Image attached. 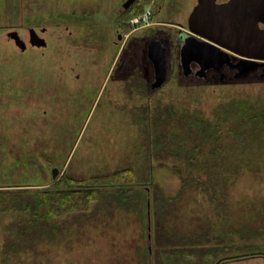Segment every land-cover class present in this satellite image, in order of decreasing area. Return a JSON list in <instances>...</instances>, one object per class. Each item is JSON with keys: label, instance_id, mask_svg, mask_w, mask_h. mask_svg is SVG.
<instances>
[{"label": "rangeland", "instance_id": "rangeland-1", "mask_svg": "<svg viewBox=\"0 0 264 264\" xmlns=\"http://www.w3.org/2000/svg\"><path fill=\"white\" fill-rule=\"evenodd\" d=\"M9 1L0 0V264H209L222 257L221 264H264V155L234 150L213 159L210 144L199 165L187 159L202 139L190 117L225 133L234 121H224V110L238 120L239 103L264 109V59L241 74L236 57L231 68L199 76L193 64L184 74L176 46L190 31L168 19L185 24L195 0L160 1L168 9L157 21L167 24L132 30L117 45L109 31L113 11L103 12L114 0H70L75 16L35 12L22 20ZM28 26L46 48L27 44L23 52L7 35L16 29L27 36ZM144 36L165 46L166 78L157 88L151 39ZM125 168L143 191L135 208L107 201L96 209V201L88 211L64 215L51 236L22 235L14 224L18 215L29 216L11 205L32 199L53 179Z\"/></svg>", "mask_w": 264, "mask_h": 264}, {"label": "trees", "instance_id": "trees-1", "mask_svg": "<svg viewBox=\"0 0 264 264\" xmlns=\"http://www.w3.org/2000/svg\"><path fill=\"white\" fill-rule=\"evenodd\" d=\"M152 1L134 0L130 7L125 8L118 16L117 29L121 33L131 31V25L127 20L141 13L149 4L151 5ZM156 5L157 2L154 3V6ZM72 16L75 15H63L62 18ZM239 106L241 110L238 120L235 116L229 114L231 113L230 110H224V116L226 115L224 121H234L227 124L225 133L218 124L212 125L207 120L190 117V123L197 125L202 131L201 142L187 152V159L191 164L199 165L196 158L203 157L205 155L204 147L210 144L213 145L209 146L207 157L213 159L221 153L228 154L230 152L229 154H232L234 150H238L241 154H247L251 150L258 151L259 154L264 155V109L256 110L252 105H247L244 102L239 103ZM227 138H231L234 144L237 142L238 146L225 145L228 142L225 141ZM206 160L207 170L214 172L215 167H211V163ZM46 163L49 167L53 165L49 161H46ZM138 184L136 173L131 168L121 169L106 176L81 179H73L62 175L53 179L52 183L46 188L34 194L32 199L23 200L22 205H11L12 209L28 213L29 216L24 218L22 214L18 215V219L14 224L21 230L20 234L22 235L26 231L30 235L45 232V234L51 236L59 229V220L64 215L88 211L96 201H98L95 205L96 209L107 201L114 203L118 208H135L143 193V191L137 189ZM189 184V179H182V188L188 187ZM2 209L9 210L8 206H4ZM9 244L10 249L15 246V242H9ZM7 248L3 251L5 260L11 253L9 247Z\"/></svg>", "mask_w": 264, "mask_h": 264}, {"label": "water", "instance_id": "water-1", "mask_svg": "<svg viewBox=\"0 0 264 264\" xmlns=\"http://www.w3.org/2000/svg\"><path fill=\"white\" fill-rule=\"evenodd\" d=\"M134 0H126L123 8H127ZM187 21L191 35L184 39L179 49L180 64L189 73L192 60L200 66L199 75L206 69H220L224 63H229L228 49L233 53L243 55L237 63L239 74L257 65L255 59L264 55V0H197ZM31 34L35 29H30ZM36 45H44L45 40L38 37ZM147 46L148 57L151 58L154 71L152 87H159L166 78L165 47L160 40L152 39ZM253 59V60H252ZM55 178L58 168L51 170ZM149 228V226H148ZM150 237V234H148Z\"/></svg>", "mask_w": 264, "mask_h": 264}, {"label": "flooded vegetation", "instance_id": "flooded-vegetation-1", "mask_svg": "<svg viewBox=\"0 0 264 264\" xmlns=\"http://www.w3.org/2000/svg\"><path fill=\"white\" fill-rule=\"evenodd\" d=\"M98 1V0H97ZM126 0H114V3L111 5L112 7H110L109 9H107V10H104L103 12H111V11H113V14H114V16H115V18L113 19V22L111 23V26H109L110 27V29H109V31H111V33H113V36H114V39H113V42L115 43L114 45H117V43L119 42V41H123V39H124V37L126 36V35H128L127 33H129V32H126V33H121L118 29H117V20H118V16L120 15V13L123 11V10H125V8H123V3L125 2ZM160 1H162V0H153L152 1V3L154 4L155 2H157V5H156V8L154 9V16L156 17L157 15H159V14H161L163 11H164V13L167 11V9H168V7L166 8V6H163V8L161 7V5L160 4H158ZM217 2H219V3H221V2H226V1H228V0H216ZM134 2V1H133ZM132 2V3H133ZM163 2L165 3L166 2V0H163ZM131 3V4H132ZM197 3V0H195V3H194V5L192 6V9H193V7L195 6V4ZM130 4V5H131ZM130 5L127 7V8H129L130 7ZM160 5V6H159ZM126 8V9H127ZM113 9V10H112ZM191 9V10H192ZM191 10H190V12H191ZM174 11L175 10H170L168 13L171 15H174L175 16V14H176V12L174 13ZM190 12H189V14H190ZM189 14H188V16H189ZM177 15V14H176ZM188 16H187V18H188ZM173 17V16H172ZM189 19V18H188ZM188 19L186 20V23L185 24H183L182 22H180V21H177L176 19H168V20H171L170 21V24L172 23L173 24V26H175V27H177L179 30H181V31H183V30H185V29H183L182 27L183 26H187V21H188ZM162 22V21H161ZM160 22V23H161ZM163 24L165 23V22H162ZM176 23V24H175ZM165 24H167V23H165ZM66 27H68L67 25H66ZM260 27L261 28H264V24L263 23H260ZM15 28V27H14ZM28 30H27V36L26 35H24V37L19 33V31L18 30H16V29H13V30H10V31H8L7 32V35L10 37V38H12L13 40H14V43L19 47V49L21 50V51H23L24 52V50H26L27 49V44H29L32 48H36V49H39V48H42V47H44V48H46L47 47V42H46V40H45V38L43 37V36H41L36 30H35V32H36V34H34V33H32L31 34V32H30V29L31 28H33L32 26H28V27H26ZM34 29V28H33ZM40 31L42 32V33H44V32H46L47 31V29H46V27L45 26H42L41 28H40ZM186 31H189L188 30V28L186 29ZM91 33V32H96L95 30H93L92 28H89V30L87 31V33ZM189 35H191V33L189 32L188 34H186L185 35V37H184V39L187 37V36H189ZM38 37H41V38H43L44 40H45V44L44 45H36L35 43L37 42V39H38ZM86 37H88V38H94L95 40H97V37L96 36H94V35H90V36H86ZM126 38V37H125ZM154 39H156V38H154ZM157 40H160L159 38H157ZM161 41V40H160ZM162 42V41H161ZM113 45V46H114ZM171 45L172 46H175L176 44H175V42H172L171 43ZM181 46V45H180ZM180 46H176V47H178L177 48V50H178V55H179V49H180ZM165 47V46H164ZM228 54H229V63H224L223 65H228L229 66V68H231V67H234L232 64H231V62H233V60H232V57H236V62H240V61H242L243 59L245 60V59H249V58H246V57H244L243 55L241 56V55H239V54H236V53H233L232 51H230V50H228V49H224ZM262 59H264V55H263V57L262 58H259V59H255V60H262ZM250 60V59H249ZM179 61H180V57H179ZM196 65V68H195V74L196 75H199V71H200V66H199V64H198V62H196V61H194V60H192L191 61V63H190V71H189V73H187L186 75H188V74H190L191 72H193V67L191 66V65ZM222 65V66H223ZM210 69H214V70H217V69H215V68H209V69H206L205 70V72H204V74L203 75H199V76H205L206 75V72H207V70H210ZM219 70V69H218ZM183 71H185V69L183 68ZM185 74V73H184ZM221 76L222 77H224V74L223 73H221ZM153 83V82H152ZM155 88H157V87H155ZM228 258H232V257H228ZM240 258V257H239ZM239 258H237V257H234V259H232V262H234V261H240V259ZM225 259L226 258H224V257H222V258H220V259H218L216 262H214V263H209V264H221V263H223L224 261H225ZM231 262V261H230ZM208 264V263H207Z\"/></svg>", "mask_w": 264, "mask_h": 264}, {"label": "crops", "instance_id": "crops-1", "mask_svg": "<svg viewBox=\"0 0 264 264\" xmlns=\"http://www.w3.org/2000/svg\"><path fill=\"white\" fill-rule=\"evenodd\" d=\"M43 0H10L9 3L12 6L13 11H17L19 14L20 20L23 19V16L26 14H33L35 12H43L46 14L51 15L50 17H53L55 15H58L59 17L62 15H67L72 12H75L74 10H71L70 5L73 3V1L70 0H44L47 2L43 3ZM46 4V5H45ZM160 21L151 23V28H156L157 25H159ZM149 27V26H147ZM139 32V30H137ZM142 31V30H140ZM144 39L147 41L151 39L150 36H144ZM153 39V38H152ZM151 39V40H152ZM150 40V41H151Z\"/></svg>", "mask_w": 264, "mask_h": 264}, {"label": "built area", "instance_id": "built-area-1", "mask_svg": "<svg viewBox=\"0 0 264 264\" xmlns=\"http://www.w3.org/2000/svg\"><path fill=\"white\" fill-rule=\"evenodd\" d=\"M153 9L148 6L141 13L131 17L129 20V24L133 29H138L141 27H145L153 22Z\"/></svg>", "mask_w": 264, "mask_h": 264}]
</instances>
